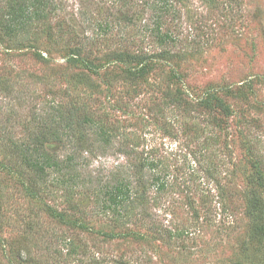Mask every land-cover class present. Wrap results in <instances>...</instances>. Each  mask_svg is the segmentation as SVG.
<instances>
[{
  "label": "rangeland",
  "instance_id": "1",
  "mask_svg": "<svg viewBox=\"0 0 264 264\" xmlns=\"http://www.w3.org/2000/svg\"><path fill=\"white\" fill-rule=\"evenodd\" d=\"M160 1L54 0L49 26L0 38V264H264L249 212L264 200V0ZM56 107L109 141L75 154V178L40 180L16 147Z\"/></svg>",
  "mask_w": 264,
  "mask_h": 264
},
{
  "label": "trees",
  "instance_id": "2",
  "mask_svg": "<svg viewBox=\"0 0 264 264\" xmlns=\"http://www.w3.org/2000/svg\"><path fill=\"white\" fill-rule=\"evenodd\" d=\"M167 0H161L156 9L161 10V13L170 11ZM57 10V5L54 0H7L6 5L0 9V38L7 39L10 42L19 41L21 36L30 33V30L42 26H49L54 13ZM123 19L131 23L132 16H124ZM157 20V29L155 36L158 43L163 45L166 39H169L168 33H161L162 24ZM100 28H111L113 26L109 21L104 20L97 22ZM107 31V30H106ZM79 51H77V54ZM150 57L141 51L137 53L122 51L117 54L118 60L132 63L135 61H146ZM225 114L229 113L228 107L221 104ZM56 112L53 114H45L41 117V125L43 134H39L28 144H17V151L21 154L24 163L33 171L40 180L48 177L51 172L61 173L58 179L75 178L77 176V165L75 154L86 150L87 142L90 138L99 141L105 138V143L109 141L107 131L103 127L94 124L91 117L81 114L78 108L71 107L67 111L63 107H56ZM44 127V128H43ZM96 128V130H94ZM42 136V138L40 137ZM56 141L59 143L67 142L72 147V153L66 158H59L55 152L44 145V140ZM103 140V139H102ZM261 181L263 182L262 178ZM117 186L115 194L111 195L118 207V213L127 211L129 203L133 201L130 196V185ZM253 193V191H252ZM250 215L255 221V232L264 240V200L253 193L249 204Z\"/></svg>",
  "mask_w": 264,
  "mask_h": 264
}]
</instances>
